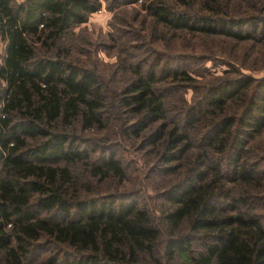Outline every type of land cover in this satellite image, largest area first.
I'll list each match as a JSON object with an SVG mask.
<instances>
[{"label": "trees", "instance_id": "obj_1", "mask_svg": "<svg viewBox=\"0 0 264 264\" xmlns=\"http://www.w3.org/2000/svg\"><path fill=\"white\" fill-rule=\"evenodd\" d=\"M116 1L111 0L114 5L140 1L154 24L171 31L245 38L247 23L230 18L224 0H203L200 8L192 0L181 2V10L168 0ZM101 6L100 0H0L5 85L0 89V264H141L143 257L159 264L160 228L150 212L129 195H98L89 185L91 179L124 181L122 161L108 150L111 144L101 146L91 138L121 114L138 117L130 125L132 136L138 139L146 131L145 146L163 148L166 172L184 166L162 196L171 205L163 217L169 228L163 247L167 264L175 259L264 264V212L250 209L259 195L245 191L261 182L258 159L250 157L264 133V77L234 69L237 78L224 72L199 87L186 71H169L172 89L182 86L176 80L199 89L191 105L182 101L186 110L177 123L181 116L169 118L164 92L156 89L164 81L158 75L162 67L157 73L144 71L142 61H122L133 80L113 102L100 75L58 43ZM252 22L251 32L264 38V17ZM200 122L204 128L191 138L190 130ZM121 129L125 135L129 124ZM94 153L99 155L91 159ZM180 161L181 166H171ZM222 161L229 182L239 187L234 196L223 183ZM78 164L88 176L83 184L73 173ZM196 240L203 242L202 250L189 259Z\"/></svg>", "mask_w": 264, "mask_h": 264}, {"label": "rangeland", "instance_id": "obj_2", "mask_svg": "<svg viewBox=\"0 0 264 264\" xmlns=\"http://www.w3.org/2000/svg\"><path fill=\"white\" fill-rule=\"evenodd\" d=\"M15 1L21 3L23 0ZM192 1L200 8L203 0ZM100 2L102 4L100 10L90 14L86 23L73 28V36L65 35L58 43L70 47L72 58L86 61L88 63L86 66L100 75H98L100 81L104 82V90L103 86L101 90L108 97L113 96L111 100L113 102L114 96L133 80L127 68L121 67L122 61L126 65H134L142 61L144 71L154 69L157 73L162 67L158 75L163 76L164 81L157 84L156 89L164 92L163 98L169 118L181 116L177 123H182L181 119L186 106L192 104L193 97L199 93V89L194 90L180 82L181 80H176L175 84L182 86L172 89L174 84H170L171 78H167L169 71H186L197 80L199 87L209 85L213 79L221 77L224 72L228 73L227 78H237L234 69L253 79L264 77V38L260 33L253 34L249 28L253 24L252 19H263L264 0H224V3L228 5L227 15L232 19L245 20L247 23L243 29L245 38H248H243L244 40L168 30L160 24H154L152 18L142 10L140 1L132 5H118L119 3L114 5L111 0H100ZM181 2L189 3L190 0H168V3L178 10L185 9ZM196 4L194 8H197ZM202 14L207 13L202 12ZM3 55L4 44L0 39V64ZM4 87V83L0 81V89ZM182 101L186 102L185 107ZM137 118L132 115L125 118L122 114L112 117L108 123L109 127L105 129L108 130L106 135H104L106 131H99L97 135L91 137L101 146L111 144L108 150L114 151L122 161L125 177L121 184L114 179L103 182L91 179L89 185L98 195L119 193L129 195L138 203L139 208H146L150 212L161 234L155 250V258L159 264H167L163 255V247L169 237V228L163 223V217L170 210L171 205L162 196L166 189L178 182L184 166L178 170L166 172L167 165L160 159V152L163 148L145 146L142 140L146 131H143L138 139L132 136L135 127L130 128V125ZM201 122L194 130H190L188 135L191 138L198 136L204 128L202 126L204 123L201 124ZM128 124L129 129L124 135L121 133V128ZM109 129L113 135H110ZM80 135L87 134L83 132ZM104 137L110 139L108 144L105 143ZM257 141L262 142V145L256 147ZM253 146L255 148L250 158L258 159V165L262 171L259 174L261 182L253 187L255 189L245 191L259 195V200L254 199L255 201L251 202L250 209L264 212V133L253 143ZM193 151L197 149L194 148ZM102 153L104 154V150ZM98 155L94 153L90 157L92 159ZM178 164L181 166L183 161L173 162L171 166ZM220 169L226 173L223 183L232 188V196H234V193L239 192V187L229 182L232 179L225 161L221 162ZM73 173L82 184L86 182L88 176L82 165L74 166ZM202 245L201 240L193 242L189 259L197 258ZM39 256L42 258L46 254L40 252ZM142 259L141 264H155L147 257ZM172 264L185 263L180 259H175Z\"/></svg>", "mask_w": 264, "mask_h": 264}]
</instances>
